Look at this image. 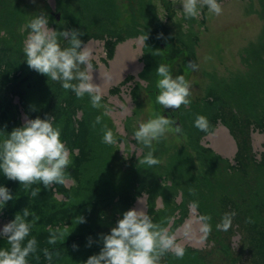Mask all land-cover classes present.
<instances>
[{
	"label": "trees",
	"instance_id": "trees-1",
	"mask_svg": "<svg viewBox=\"0 0 264 264\" xmlns=\"http://www.w3.org/2000/svg\"><path fill=\"white\" fill-rule=\"evenodd\" d=\"M25 1L0 0V141L7 138L8 133L16 127L23 126L21 110L28 119L54 116L56 124L61 125V140L72 152V164L67 170L66 180L73 182L70 188L64 183L46 189L39 182L25 188L19 181L7 179L0 171V186L8 188L13 196L12 200L1 206L5 210V216L12 221L23 209L27 208L30 212L27 219L33 227L29 239L35 237L37 251L28 258L29 264H85L90 256L98 254L103 247L101 234H109L111 228L116 226V222L122 219L123 213L142 195L147 196L148 214L172 233H175L186 220L191 201L198 202V207L195 208L198 218L203 214L212 215L211 233L214 235L221 233L216 230L215 225L220 221L223 213L235 211L237 215L233 220L232 228L224 232L225 246L222 248L227 251L228 258L216 256L215 264H240L245 254L253 258L252 264L256 259L257 263L264 264V154L260 163L253 161L252 157V160L244 159L237 167L230 166L211 149L199 144L198 140L207 133L201 131L199 134L198 128L194 126L197 115L206 116L212 129L216 122L223 125V120H228L230 116H232L231 124L240 128L241 122L244 121L247 127V117L250 116L255 119L250 120L249 123L253 122L254 126L264 131V110L261 109L264 107V97H261L259 88L252 91L255 108L252 113L246 115L241 114L236 117L235 112L228 110L225 92L217 97V102L216 98L203 99L208 108H215L213 113L204 109L198 110L194 106L189 110L181 109L179 112L181 121L179 124L176 123L177 126L181 125L185 133L192 131L196 133L197 148L195 149L203 154L206 153V158L193 148H186L184 153L179 155H167L166 141L162 139L154 146L156 149L154 156L159 158L161 163L152 167L140 163L149 151L143 146L138 159L133 161L132 167L127 170L124 163H127L128 159L115 151L119 146L102 143L101 125H96L95 129L92 127L100 111L91 107L87 94L83 99H78L71 90L65 91L61 82L51 81L35 70H26L28 64L23 54L19 28L27 24L34 15L47 13L45 10H48L49 21L52 19L53 23L54 21L58 23L53 27L55 30L78 29L84 33L79 37L84 42L92 38L105 40V45L110 42L115 46L125 40L142 36V33L147 35V43L145 42L142 50L147 48L151 56L138 73V77L139 81L146 83L147 89L154 88L153 93L149 92L153 96L158 95L156 83L159 77L156 68L161 64L156 57L161 60L163 56L167 58L174 53L182 54L186 45L188 49L190 48L191 59L194 60V46L188 38L191 36L183 40L182 37L186 34L180 35L177 39L182 45H177L178 48L170 54H167V47L175 48L174 39L171 43L162 41L163 47L159 46L158 50L151 51L150 48L157 45L158 40H162L168 31L163 30L162 36L159 37L156 32L160 33L165 26L159 29L150 26L149 18L157 16L152 10L146 9L151 7L150 5L136 14L135 7H131L128 0L130 5L128 9L131 12L129 14L120 5L121 0H80L82 6L78 9L69 8L67 4L70 0H63L61 5L57 6L60 13V18L57 20L56 16L50 15V10L42 2L39 9L34 7V12L30 15L27 9V4L30 2ZM166 6L170 7L172 4ZM170 10L173 11L171 8ZM112 35L118 37L111 39ZM106 55L109 56L107 52ZM162 63L171 65L172 71L176 72L173 70L174 64H170L167 60ZM128 81H133L132 75L123 80L125 83ZM215 87L213 85L212 88ZM118 88L119 86L110 90L109 94H116ZM139 89L142 91L143 87L135 82L130 95L132 103L134 101L138 104L142 103ZM14 96L18 97L17 104L12 102ZM106 99L105 97L102 102L105 103ZM6 104H8L7 112L4 110ZM80 108L83 109L82 124L76 117ZM223 109H226V112ZM104 123L114 130L108 116L104 117ZM227 129L239 146L237 134H231V128ZM242 135L244 136L242 139L250 140V136L245 131ZM116 136L119 144L124 137L117 133ZM130 143L132 142L129 141ZM133 143L136 144V139ZM135 146L137 148V145ZM74 149L77 150L73 151ZM132 158L133 156L130 159ZM177 161H180V166L176 164ZM224 180L230 187L227 191L222 189ZM37 188L40 192L35 196L32 195L33 190ZM178 188H183V193L181 192V198L177 203L176 199L180 192ZM162 189H165L167 194L163 197L161 209L157 207L156 201L161 197ZM189 189H194L195 195H191ZM182 205L186 207V214L178 209ZM77 216H83L86 222L77 224L75 220ZM249 219L253 222H246ZM65 227L67 231H64ZM57 229L63 231L62 238L56 232ZM54 233L57 239L55 243H49ZM234 235L239 236L236 252L233 247L225 244ZM89 238L92 240L91 246H88ZM74 244L77 246L75 250L72 247ZM4 247H8L7 241L0 238V248ZM213 248L195 249L185 245L183 259H178L169 252L161 260V264H211Z\"/></svg>",
	"mask_w": 264,
	"mask_h": 264
},
{
	"label": "clouds",
	"instance_id": "clouds-1",
	"mask_svg": "<svg viewBox=\"0 0 264 264\" xmlns=\"http://www.w3.org/2000/svg\"><path fill=\"white\" fill-rule=\"evenodd\" d=\"M179 4L183 6L182 14L185 19H198L205 7L209 16L222 13L219 0H179ZM25 28L28 29V35L24 41L23 54L29 68L47 76L51 81L61 82L62 88L74 92L78 99H83L87 94L91 107L100 111L92 127L95 129L96 125H101L102 143L118 145L116 133L104 123V117L111 114L112 108L102 102L103 86L93 82V48L90 46L91 42L86 44L79 38L84 33L78 29L57 31L50 28L48 15L44 12L34 15ZM146 39L147 35L141 36L140 43L145 44ZM210 59L211 56L205 57V60ZM186 67L193 72L198 70V66L192 61ZM156 74L159 77L156 83L159 90L156 101L163 109L178 110L181 106L187 108L191 105L192 85L185 75L173 76L171 65L166 63L159 64ZM194 126L209 135L213 134L210 122L204 115H197ZM170 132L183 134V128L181 125L177 126L175 120L157 112L152 113L146 122L139 124L134 137L149 149L140 163L149 167L160 163L159 158L154 156V142L159 143ZM71 156L72 152L61 140V125L56 124L54 116L26 119L23 126L16 127L8 133L7 138L0 141V171L7 179L19 181L25 188L38 182L46 189L64 184L67 170L72 164ZM39 192V188L34 189L32 195ZM189 192L195 195L194 189H189ZM12 199L9 189L0 186V206L3 207ZM189 206L195 209L198 202L191 201ZM21 213L0 228V238L6 239L8 245L0 248V264H29L28 258L37 251V240L35 237L29 239L33 227L27 219L30 212L25 208ZM236 215L235 211L223 213L215 225L216 230L227 232L232 228ZM75 220L77 224L86 222L83 216H77ZM211 221V214H203L198 218L200 232L205 237L212 231ZM246 222L253 221L249 219ZM64 231H67V227ZM56 232L63 237V231L57 229ZM56 239L57 235L54 233L49 243H55ZM100 239L103 247L98 254L90 256L85 264H161V260L169 252L178 259H183L185 255V249L177 242L175 233L170 232L162 223L154 221L143 208L125 211L110 233L101 234ZM91 243L89 238L88 246ZM72 247L74 250L77 248L75 244Z\"/></svg>",
	"mask_w": 264,
	"mask_h": 264
},
{
	"label": "rangeland",
	"instance_id": "rangeland-1",
	"mask_svg": "<svg viewBox=\"0 0 264 264\" xmlns=\"http://www.w3.org/2000/svg\"><path fill=\"white\" fill-rule=\"evenodd\" d=\"M59 1L60 0H26L25 2H30L31 4H27V9L29 10L30 15L34 12V7L39 9L40 5L43 3L50 10V15L56 16V14L59 13L57 6L59 4L61 5L63 0H61L60 3ZM129 1L131 7H135L136 14L137 12L143 10L146 6H151L147 7L146 9L152 10L155 14H157V16L149 18L150 26L155 29L165 26L162 28V30H160V33L156 32L157 36L161 37L163 30L168 31V34H164V38L162 40H158L157 45L150 48L151 51L158 50L159 46L163 47V44L161 43L162 41L163 43H171V41L174 39L175 48L174 46L170 49L167 47V54H170L172 51H174V49L178 48L177 45H182L181 41H179L177 38L182 34H186V36H183L182 38L185 40V37L189 35L192 37L188 38L191 42V45L194 46V60L191 59L192 57L189 55L190 48L188 49V46L186 45L185 48H183L184 50L182 51V54L174 53L172 56L167 57L168 59L163 56L161 60L157 58L158 56L156 57L158 62L162 63L167 60L170 62V64H174L173 70H176V72L172 71L174 76L185 75V77L191 82L192 103L187 108L181 106L180 111L178 109L168 112L157 103L155 98L157 95L155 94L156 96H153L149 93L150 91L153 93L154 88L151 87L147 89L146 83L139 81L138 73L141 71V67L137 70L129 68L127 71L118 69L113 72L114 74H111L114 80L111 81V83H105L107 86V88L104 89V98H107L105 103H107L112 108V112L108 116V118L111 120V124L114 126V130H112L114 133L120 134L122 137H124V139L119 142V147L115 151L124 158L128 159L126 161L127 163H124L127 170L132 167L133 161L138 159L140 153L143 150V145L140 142L136 141V144L133 143L135 139L134 132L137 130L140 123L146 122L151 117L152 113L157 112L160 115H164L166 118L170 117V119L175 120L176 123L179 124L181 121V115L179 113L181 112V109L185 108L189 110L194 106L198 110L204 109L206 112L213 113L215 108H208V105L205 103V101H203V99L216 98L217 102V97H220L223 92H225V103L227 104L228 110L230 112H235L237 114L236 117H238L241 114L246 115L248 113H252L253 109L255 108V98L252 93L254 89L258 87L261 97H264V0H219L222 5V13L220 15L217 16L212 14L209 16L208 10L205 7L203 9L202 15L198 19H185L182 14L183 6L182 4H179V0ZM33 3H35L34 6H32ZM169 3H171L172 6H166V4ZM120 5L126 9L129 14H131L128 9L130 7L128 0H121ZM67 6L71 9H78L82 6V2L80 0H70ZM170 8L173 9V11H171ZM45 12L48 13V10H45ZM49 23L50 28H53L56 24H58L56 21L53 23L52 19H50ZM25 25H22L21 28H19V31L21 32L22 49L24 41L28 35V29L25 28ZM142 36L146 35L142 33ZM117 37L118 36L112 35L111 39H115ZM139 37L141 36H137L136 38L138 39L133 38L125 40L124 43L127 41L132 42L131 50L136 53L138 64L141 65L142 63L145 65L148 62L147 60L149 56L151 55L149 54V50L147 48L143 50L141 49L144 44L140 43ZM90 42L93 48L94 57L91 61L93 68L92 72L99 71L101 66H103L107 72H110L112 67L116 69L120 44L113 46V44L109 42L105 45V48H103V40H94L91 38L85 43L87 44ZM145 42L147 43V39ZM99 47L101 50H97ZM105 52H107L109 56L105 57ZM208 56H211L212 59L205 60V57ZM189 61L194 62L198 66V70L194 72L189 70L186 67ZM104 63L106 64L105 66L103 65ZM27 69L29 71L32 70L29 68V66H27L26 70ZM116 73H118V75H116ZM133 73H137V76H134ZM99 74L100 73L95 74L94 78H99ZM129 75L133 76V81H128L126 83L123 82V80ZM135 82L143 87L142 91L139 89L140 94H142L141 104H138L137 101H134L133 103L131 101L130 95ZM213 85L216 86L214 89L212 88ZM118 86V92L116 94L113 93L110 95L109 91L114 90ZM156 93L159 94L158 89ZM116 100L117 102H120V104L117 103ZM12 102L17 104L18 97L14 96L12 98ZM81 108L76 116L78 119H80V124H82V120H84V117L81 119L83 111ZM7 109L8 104H6L4 107L5 112H7ZM261 109L264 110V107ZM125 110L126 112L120 114ZM223 111L226 112V109H223ZM20 117L22 123H25L26 119H28L22 110ZM247 118V127L245 126L244 121L241 122L240 128L238 125L231 124L232 116H230L228 120H223V125L221 123L219 124V122H216V125L213 128V134L220 127H223L227 131L233 143L231 153L229 152L230 150L227 146L225 147V154L217 151L213 147L211 140L208 139V137L211 136L208 133L206 135L204 134V136L198 140L199 144L205 148L211 149L221 159L226 160L230 166L237 167V165L241 164L244 159L251 158L250 160H252V157L253 161L260 163L262 161V155L264 154V131L258 129L257 126H254L253 122L249 123L250 120L252 121L253 117L249 116ZM173 127L175 126L173 125ZM226 127L229 129L231 128V134H237V142L239 146L236 145L235 140L233 139L232 135H230ZM244 131L250 136L249 141L242 139V137H244L242 135V133L244 134ZM198 133L201 134L199 129ZM129 141L132 143L129 144ZM165 141L167 155L171 154L175 156L184 153L186 148H197L196 133L194 131L186 133L183 131V134L170 132L167 134ZM127 144H129V147ZM156 144L157 143L154 142V146ZM135 145H137V148ZM76 150L77 149H74L73 151ZM195 151L201 154L202 157H205L206 153L203 154L198 149H195ZM132 156L133 158L130 159ZM176 164L180 166V161H177ZM65 185L67 188H70L73 186V182L66 180ZM229 188L230 187L227 186V181L224 180L222 187L223 191H227ZM178 190L180 192L176 199L177 203L181 198V192L183 193V188H178ZM166 194V190L162 189V195L161 197H158L156 201L157 207L159 206V208L162 209L164 201L163 197H165ZM145 196L146 195H142L141 197L137 198L134 204L126 211L135 208L137 202L140 199L143 200ZM157 207L156 209H158ZM178 209L185 214L187 213L186 207H184V205L179 206ZM192 216L195 217V221L199 224L196 210L189 206L186 220L175 231L177 242L183 247L187 245L195 249L214 247L212 249L214 255H212L211 264H215V262H217V260L214 259L216 256H223V259H226L225 257L228 258L227 251L222 248V246H225L223 240L226 237L223 231H221L219 235L210 233V235H208L209 237H205V235L201 233L199 229L201 237L198 244H193L194 242L192 239H186L188 236V230H185L180 234L178 233L187 220L191 219ZM9 222V219L5 216V210L0 208V228ZM238 240L239 236L234 235L233 237H230L229 241L227 240L225 244H228L229 247H233L236 252ZM252 260L253 258H251V256L249 258L245 254L239 263L252 264ZM261 260L260 262L262 263ZM253 262L254 264L255 262L256 264H259L257 263V259Z\"/></svg>",
	"mask_w": 264,
	"mask_h": 264
},
{
	"label": "bare ground",
	"instance_id": "bare-ground-1",
	"mask_svg": "<svg viewBox=\"0 0 264 264\" xmlns=\"http://www.w3.org/2000/svg\"><path fill=\"white\" fill-rule=\"evenodd\" d=\"M131 43H132L131 41H127L124 44L119 45V55L117 57V63H116L117 68L116 69L114 67H112L111 71L107 72V70H105V68L103 66H101L99 71L92 72L93 82L95 84L102 85L103 89H106L107 86L105 85V83H111V81L114 80V78L111 74L113 72H115L116 70L119 69V70L127 71L129 68L137 70L141 67V65H139L137 62L136 53L131 50ZM90 46L92 47V45H90ZM97 50H101V48L99 47ZM97 73H100L98 76L99 78H97V77L94 78V75ZM116 75H118V73H116ZM116 102H117V100H116ZM117 103L120 104V102H117ZM124 112H126V110L120 114H123ZM208 139L211 140L213 147L217 151H220L223 154H225V151H226L225 147L227 146L230 150L229 152L231 153L232 148H233V143H232L227 131L223 127L218 128L217 131L213 135L208 137ZM143 202L144 201L142 199H140L137 202L135 209H141V208L144 209ZM199 229H200L199 224L195 221V217L192 216L191 219L187 220V222L179 230L178 233L180 234L183 231L188 230V236L186 239H192L194 242L193 244H198L199 239L201 237V233L199 232Z\"/></svg>",
	"mask_w": 264,
	"mask_h": 264
},
{
	"label": "water",
	"instance_id": "water-1",
	"mask_svg": "<svg viewBox=\"0 0 264 264\" xmlns=\"http://www.w3.org/2000/svg\"><path fill=\"white\" fill-rule=\"evenodd\" d=\"M51 6V5H50ZM56 17H57V20H59V18H60V13H58V14H56ZM140 38V37H139ZM136 39H138V38H136ZM135 40V39H134ZM124 43V42H123ZM123 43H120V44H123ZM143 68V64L141 63V69ZM133 75L134 76H137V73H133ZM173 111V109H166V111ZM213 135V134H212ZM146 197L147 196H145V198H143V204H144V209L146 210Z\"/></svg>",
	"mask_w": 264,
	"mask_h": 264
},
{
	"label": "flooded vegetation",
	"instance_id": "flooded-vegetation-1",
	"mask_svg": "<svg viewBox=\"0 0 264 264\" xmlns=\"http://www.w3.org/2000/svg\"><path fill=\"white\" fill-rule=\"evenodd\" d=\"M122 43V42H121ZM104 44H105V40H104ZM120 43H118L117 45H119ZM117 45H115V46H117ZM172 111V110H171ZM170 112V111H169Z\"/></svg>",
	"mask_w": 264,
	"mask_h": 264
}]
</instances>
